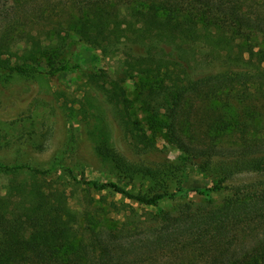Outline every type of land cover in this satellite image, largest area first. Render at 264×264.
<instances>
[{"label":"trees","instance_id":"1","mask_svg":"<svg viewBox=\"0 0 264 264\" xmlns=\"http://www.w3.org/2000/svg\"><path fill=\"white\" fill-rule=\"evenodd\" d=\"M66 1L64 7L52 6L42 13L47 28L21 29L15 39L7 36V29L3 31L0 76L81 69L69 44L72 36L111 54L118 44H143L144 53L125 62L122 76L89 70L86 83L102 94L131 147L142 152L148 133L133 117L124 80L136 73L169 82L171 102L163 108L170 122L158 126L182 152L203 159L200 172L211 182L185 191L141 194L112 181H84L96 191H112L156 209L154 214L145 211L150 223L141 244L131 243L117 254L109 243L99 241L102 254L96 264H126V252L135 248L142 253L131 255L129 264H264V180L225 184L238 173L264 171V45L255 40L256 34L264 33V0ZM18 43L20 49L15 48ZM161 43L175 45L184 59L183 46L199 45L205 49V59L224 70L183 78L181 63L165 59ZM3 58L14 63L5 64ZM40 58H46L48 69L29 66ZM203 100L214 108L211 119L197 132L188 120L189 108ZM95 150L125 173L155 177L153 170L124 160L105 142ZM66 172L59 173L55 165L39 169L0 162L4 179L0 183V264H80L62 261L69 250L75 252L71 235L78 222V210L70 204L72 193L67 190L74 191L81 182L70 170ZM223 188H229V195L211 203V191ZM189 193L203 199L172 209L159 206L163 198Z\"/></svg>","mask_w":264,"mask_h":264},{"label":"rangeland","instance_id":"2","mask_svg":"<svg viewBox=\"0 0 264 264\" xmlns=\"http://www.w3.org/2000/svg\"><path fill=\"white\" fill-rule=\"evenodd\" d=\"M65 3L66 0H0V35L7 29V36L15 39L21 29L47 28L44 14L52 6L58 10ZM255 36L257 44L264 45V33ZM69 44L74 48L75 59L81 63L79 70L31 76L14 74L9 78L0 76V162L23 163L39 169L55 165L59 173L64 175L70 170L81 181L75 184L74 191L67 190L72 193L70 204L78 210V222L71 235L75 252L69 250L62 261L96 264L102 254L99 241L109 243L117 254L131 243L141 244L150 223L145 211L154 214L156 209L136 204L112 191H96L84 181H112L130 192L141 194L172 193L178 188L185 191L209 186L211 182L200 172L198 164L203 159L182 152L169 142L165 128L158 126L170 122L163 108L171 102L169 82L136 73L124 80L133 117L148 133V144L142 152L131 147L102 94L86 83L85 73L89 70L104 69L112 78L122 76L125 62L144 53L143 44L129 41L118 44L117 51L112 54L90 46L76 36L70 37ZM161 46L166 52L165 59L181 63L185 71L183 78L197 79L224 70L220 64L209 63L205 59V49L199 45L182 47L187 52V59L178 55L181 50L175 45L161 43ZM21 47V43L15 46ZM2 60L5 64L14 63L13 59ZM29 66L48 69L46 58L31 62ZM213 108V103L207 100L195 102L189 108L188 120L197 132L211 119ZM103 142L124 160L153 170L155 177L125 173L113 162L102 159L95 147ZM260 180H264V171L242 172L225 184L234 186ZM3 181L0 178V183ZM229 193V188L211 191L210 201L218 203ZM202 199L195 193L179 194L173 199H161L159 206L172 209L187 203L199 204ZM141 253L139 248L126 252V264L131 255Z\"/></svg>","mask_w":264,"mask_h":264}]
</instances>
